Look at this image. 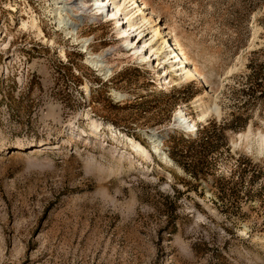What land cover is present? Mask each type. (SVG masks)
<instances>
[{
  "label": "rangeland",
  "instance_id": "obj_1",
  "mask_svg": "<svg viewBox=\"0 0 264 264\" xmlns=\"http://www.w3.org/2000/svg\"><path fill=\"white\" fill-rule=\"evenodd\" d=\"M140 1L202 80L170 86L112 20L76 25L87 51L53 0H0V264H264V0Z\"/></svg>",
  "mask_w": 264,
  "mask_h": 264
},
{
  "label": "bare ground",
  "instance_id": "obj_2",
  "mask_svg": "<svg viewBox=\"0 0 264 264\" xmlns=\"http://www.w3.org/2000/svg\"><path fill=\"white\" fill-rule=\"evenodd\" d=\"M54 8L51 10V14L54 16L56 24L59 29L63 30L67 36H71L74 41L82 43L83 47L88 51V47L91 43L90 38H81L78 36L77 24L81 19H93L96 22H100L103 19L108 22L114 21L116 33L118 39L124 42L126 50L132 51L135 56L142 62L147 63L150 67H153L155 60L161 61L164 71H166V65L171 69L174 74L170 77L169 85L176 87L179 85V80L185 79L186 81L202 80L201 75L197 68L191 63L185 49L177 42L174 36H170L162 28L161 22L154 18V13L148 11L147 4L140 0H53ZM78 8L81 14L73 13V9ZM15 11L18 8L14 9ZM84 15V16H83ZM72 16L75 19L70 18ZM29 21H23L25 27H32L38 29L40 35L43 34L41 27L39 26L38 18L36 16L30 17ZM35 29V30H36ZM151 35V37H149ZM160 43L158 47H155L157 43ZM124 47V48H125ZM113 48L110 47L105 50L104 54H91L87 57L88 62L92 67L97 69L106 78L110 77L112 71L106 60V55L111 53ZM63 55L66 56L65 52ZM159 63V62H158ZM159 79L163 80V76L166 73L161 74L156 72ZM161 84V83H160ZM168 88V87H167ZM170 88V87H169ZM116 97L124 98L125 95L121 93H115ZM198 110L200 113V121H203L208 116L202 104H198ZM214 107V106H213ZM218 105H215V109H218ZM210 109V108H209ZM89 117V114L87 115ZM92 124L97 126L94 130L90 131L92 136L96 131L100 130L102 123L96 119L90 118ZM176 124H181L189 133L195 134L198 131L197 121L191 119L187 114L179 109L176 116ZM121 133V132H120ZM243 135V134H241ZM123 137L128 140L133 151L138 154L150 156V151L140 142L123 134ZM150 140L153 144V150L157 155L164 156L166 158V152L163 151V140L154 132L150 134Z\"/></svg>",
  "mask_w": 264,
  "mask_h": 264
}]
</instances>
